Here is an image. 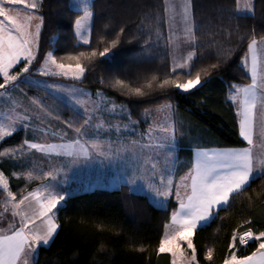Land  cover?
<instances>
[{
    "label": "trees",
    "instance_id": "trees-1",
    "mask_svg": "<svg viewBox=\"0 0 264 264\" xmlns=\"http://www.w3.org/2000/svg\"><path fill=\"white\" fill-rule=\"evenodd\" d=\"M39 3L43 23L29 73L37 75L31 71L50 51L57 61L70 64L77 62L70 57L96 51L97 56L91 59L80 57L88 69L82 79L48 77L74 82L92 95L100 92L112 98L139 123L145 110L171 104L201 143L245 145L238 132L235 108L227 96L232 85L249 81L242 58L252 36H264V0H252V12L247 14L237 13V0H190L196 35L193 50L197 53L190 71L194 76L196 71L207 69V74L201 71L204 82L189 92L159 87L166 78L179 82L188 78L184 70L171 69L164 0H91L88 44L76 39L72 25L80 11L72 9L69 0ZM118 34L119 41L111 48ZM105 47L111 48V53L100 57ZM23 65L21 62L11 72H19ZM118 80L122 84H116ZM21 87L61 123L74 128L83 125L85 117L58 97L27 84ZM136 87L147 95L132 93ZM23 137V131L16 130L0 141V150L19 146ZM174 207L172 200L166 207H157L144 194L130 192L125 184L72 194L59 207L57 232L48 245L37 249L34 264H172L170 253H159L158 247ZM249 229L254 235L264 231V174L255 176L244 191L233 194L227 206L218 208L211 220L198 228L193 236L196 264H223L232 252L238 257L253 253L259 242L239 243V236ZM233 233L237 240L230 248ZM209 248L213 250L211 260L206 258Z\"/></svg>",
    "mask_w": 264,
    "mask_h": 264
},
{
    "label": "snow or ice",
    "instance_id": "snow-or-ice-1",
    "mask_svg": "<svg viewBox=\"0 0 264 264\" xmlns=\"http://www.w3.org/2000/svg\"><path fill=\"white\" fill-rule=\"evenodd\" d=\"M83 7V16L75 20L76 34L81 35L80 29L82 21L92 17L93 12L89 9L87 0H81ZM6 5H23L28 11H21ZM41 4L39 0H0V77L3 78V83H0V90L8 92L10 89L18 87V81L23 74L29 73L30 65L36 59L33 53V45L37 44L40 34L43 17L35 15L39 11ZM251 4L247 11H251ZM167 11V8H165ZM187 18V7L185 6V19ZM39 21V23H34ZM34 29V30H33ZM123 29L120 30L123 33ZM119 41L117 38L111 41V48L116 47ZM185 42L195 45L196 35L193 27L188 26L185 29ZM84 44L90 43L88 39H84ZM258 43L264 45V36L257 41L255 35L252 36L247 44V53L243 61V67L247 68L251 75V83L247 86L233 85L234 93L230 96L232 102L237 106V115L239 119L240 136L250 147L239 149H220V150H198L196 152L195 163L190 168L189 172L180 178V183L174 184L173 180L164 175L160 176V185L154 187V195L157 198H167L175 187V195L179 201V208L174 210L171 215V224L165 225L163 238L159 241L158 252L170 253L173 257L172 264H182V258L185 256L183 243L187 244L188 249H192L191 261L189 264H196V250L193 245V236L198 228L207 223L213 216V209L224 207L229 204L233 194L240 193L245 190L252 179L257 174H264V156L257 157L253 151V128L257 118V109L261 116H264V59L258 53H264V47L258 48ZM111 48L105 47L99 52L100 57H107L111 53ZM197 53L195 50L188 52L183 62H178L172 68L173 72L177 69H184V75L188 78L184 82H179L173 79H164L159 85L161 89L166 86L174 87L183 92H189L201 86L204 82L201 77V71L207 74V69L196 71L193 76L190 71V62L194 60ZM97 56L96 51L90 54L80 52L79 56H72L70 59L77 61L75 65H65L57 63L56 57L50 51L44 58V65L49 63L54 65L59 71H49L47 67L42 70V75H56L71 77L74 80H80L84 77L88 70L80 63V57ZM250 56V67H249ZM24 62V66L19 72L10 74V70L16 65ZM218 65H212L216 68ZM153 79H156L153 77ZM25 83H30L27 79ZM116 84H122L121 81H116ZM151 87V84L148 85ZM131 92L137 96H145L147 93L141 88L136 87L131 89ZM3 95V92H0ZM33 103L40 106V101L33 100ZM73 103L82 105L83 111L87 112V107L84 102L79 99H74ZM171 107V105H165ZM148 111V110H146ZM25 116L17 115L15 119L9 117L7 124H0V141L13 135L17 130L16 125L22 124L26 120ZM89 123L87 117L84 118L83 127ZM72 125L69 124V127ZM81 127L75 128L76 133H81ZM164 132L168 133L169 128L165 127ZM261 136L264 138V120L261 121ZM28 141H25L27 144ZM80 145L79 152L73 150V145H38L31 144L30 147L39 149L40 151H55L57 148L63 150L64 154L73 158V164L81 161L95 160L99 157L105 158L109 163L119 166L123 164L129 170V174L125 180V184L129 187L130 192H135V185L138 179L137 173L143 168L144 172H151L153 178L156 176L157 163L152 162L150 169L144 168L141 163L139 154L132 158L127 153L111 156L108 153L100 150L98 143H93L91 148L95 150V154L89 151V148L80 143L79 140L73 142ZM135 143V142H133ZM175 145V133L169 137L166 136L160 144L156 145L159 149L172 148ZM7 154L0 153V155ZM160 153L157 152L156 156ZM154 157H149L148 161H152ZM31 177L32 173L28 174ZM51 176V174H48ZM0 188L7 192L8 200L5 201V211H8L7 205L16 200V196L9 191L8 181L3 172H0ZM45 191L47 196L41 197L43 193L32 192L28 196H23L18 203L12 204V216L20 217L19 226L13 222H9L7 229L0 228V264H29L27 257L36 253L41 245H48L57 232L59 225L56 223L54 210L58 208L61 202L65 199L63 195L55 194V189L51 185L47 186ZM183 191V195L181 192ZM34 200L38 208H33L31 212L28 209L21 208L25 205V201ZM0 219L3 215L0 214ZM40 220V225L36 224ZM10 233V234H9ZM233 244L230 248L235 247L237 240L236 233L232 236ZM259 242V246L251 255L238 257L235 252H232L230 257L225 259L223 264H264V231L254 235L249 229L239 236L241 245L247 244L249 241ZM142 250V249H141ZM213 250L208 249L207 259L211 260Z\"/></svg>",
    "mask_w": 264,
    "mask_h": 264
},
{
    "label": "rangeland",
    "instance_id": "rangeland-1",
    "mask_svg": "<svg viewBox=\"0 0 264 264\" xmlns=\"http://www.w3.org/2000/svg\"><path fill=\"white\" fill-rule=\"evenodd\" d=\"M90 1L91 0H87L88 6L90 5ZM250 4L253 6L252 0H237V13H250L252 10L247 11ZM69 5L72 9L80 11L77 18L83 16L84 5L81 3V0H69ZM164 6L167 8L165 15L170 64L172 69L176 63L183 62L188 52L193 50L194 45L185 42V29L188 26L193 27L191 3L190 0H164ZM185 6L187 7L186 19ZM75 20L72 27L77 41L83 43L84 39L89 40L91 18L82 21V27L80 29L81 35L79 36L76 34ZM34 23H39V21H35ZM36 47L37 44L33 45V53L35 56ZM46 55L47 54H45V56ZM44 58L41 63L31 71L37 73V75L31 73L23 74L17 82L18 87L12 88L8 92L0 90V92H3V95H0V124H7L9 122V117H12L13 119H15L17 115H26L27 117L26 120H24L23 125H16L17 130H22L24 133L21 144L17 147L0 150V153H5L7 150V154L0 155V172L4 173L8 181L9 191L16 196V200L18 195L27 192L25 189L28 188L30 184L36 182V185H34L39 186V189L44 194L43 197L47 196V192L45 191L46 187L51 185L52 188L55 189V194L63 195L65 197L58 208L54 210L55 214H57L59 207L65 203L68 196L95 187L112 188L114 184L113 182H110V178L108 181H105L104 177L100 178L98 175V177L95 176L94 178L84 175L82 179L75 175L74 169L82 172L86 170L93 171L91 167L97 159H95V161H81L80 163L73 164V158L65 155L60 148H57L55 151H40L39 149L30 147V145L38 144L46 147L48 145L72 144L73 150L79 152L80 145L73 143L74 141L79 140L80 143L87 146L89 151L93 152V154H95V150L91 148L93 143H98L100 145V150L105 152L106 150L104 149L106 148L103 147L104 142L102 143L101 137L98 136L120 137L124 128L126 129L129 125L127 122L128 120L130 123L131 121H137L129 117L128 111L123 106L115 103L112 98H109L100 92L92 95L88 89L79 86L74 82L48 77L56 75H42V70L45 67L52 72L59 71L50 63L48 66H45ZM57 63H63L65 65L70 64L59 61H57ZM71 65L74 66L75 64ZM31 66L32 65H30V68ZM11 71L12 69L10 70V74H14ZM60 77L72 79L71 77H64L62 75H60ZM25 79L30 81V83L22 82ZM23 84L41 88L51 95L58 97L81 113L84 117H87L89 123L81 127V133H76L74 127H69L68 125L61 123L56 118L52 117L41 105L38 106L34 104L33 100L35 99L22 89L21 85ZM74 99L82 100L87 107V112L83 111L84 106L74 104ZM165 105L171 104L164 103L162 111H156L155 113L152 112V114L154 113L157 116V121L154 120L152 123L153 128L150 129L146 127V131L142 132L143 135H149L150 143H152L150 147L154 146L155 141L158 140L157 138L159 134L161 135V138H165L166 136L170 137L173 134V130L175 133V143H185V141H183L184 139L188 140V143H195L196 141L201 140L199 137H193L190 134L191 129H189V125L187 126L182 118L175 114V109L172 105L170 108L165 107ZM172 112L173 115H170ZM138 123L139 122H137V124ZM165 127L169 128L168 133L164 132ZM132 131L133 129L131 128V132ZM155 132L158 134L156 135ZM25 141H28V143L25 144ZM181 165L177 164L176 169L179 170ZM117 172L119 173L115 175H117V178H120V171ZM29 173H32L31 177H29ZM49 173L51 176L48 175ZM117 181L118 180H115L116 183ZM19 182L25 184L22 186ZM143 184L145 185L146 183ZM134 187L136 191H140V194L145 191L144 188L139 186V184H136ZM8 199L7 192H5L3 188H0V214L3 215V219H0V228L4 229L8 228L9 222L16 224L19 221V216L15 218L12 216V204L15 203L16 200L9 203L7 205L8 211H5V201ZM182 247L185 249V256L182 258V264H189L191 261L192 249H188L186 243H183ZM36 255L37 251L27 257L29 264H31V260L32 264H34ZM172 260L173 257L171 256V263Z\"/></svg>",
    "mask_w": 264,
    "mask_h": 264
},
{
    "label": "crops",
    "instance_id": "crops-1",
    "mask_svg": "<svg viewBox=\"0 0 264 264\" xmlns=\"http://www.w3.org/2000/svg\"><path fill=\"white\" fill-rule=\"evenodd\" d=\"M6 7H13V8L19 9L21 11H28L27 9H24L23 5H6ZM34 14H38V13L35 12ZM259 40H260V38L257 39L258 42H259ZM262 47H264V45H260L258 43V48H262ZM246 53H247V51H246ZM258 55H260L261 58L264 59V53H258ZM244 58H245V55L242 58V65H243ZM171 63H172V58H171ZM250 63H251V61H250V56H249V67H250ZM245 70L249 76V81L246 83H243V84H234V85H239V86L243 87V86H247L248 84L251 83L250 72L248 71L247 68H245ZM233 93H234V88L230 87L227 98L235 108L237 123H238V132L240 135V128H239L240 117L237 115L238 108L230 99V96ZM166 104H168V103H166ZM163 105L164 104H161V105L153 107V108H149V109H147L148 111L145 110L142 114V117H141L142 118L141 123L137 124V122H132L131 120H130L131 121V123H130L128 120L127 122L130 126L128 125L126 127V129L124 128L123 133L121 134L120 137H114V136H98V137H101L102 143L104 142L103 147L106 148V149H104V150H106L105 152L111 156H116L117 154L127 153L132 158H135V155L139 154L141 156V163L143 164L144 168H148V169H150L152 162L157 163V169H156L157 174H156L155 178L152 177L150 171L144 172L143 168H142L141 171L137 173L138 176H142V179H138L137 184H139V186L144 188L145 191H143L144 193H142V194H144L148 198V200L153 205H155L157 207H166L170 200L175 202V207L171 210L170 215H169V219L165 223V225L166 224L170 225L172 212L179 208V201L177 200L176 195H175V191H176L175 187L172 188V191L170 192V195L167 198H164V197L157 198L154 195V187H158L160 185V176L161 175H164L165 180H167V178H169V175H170V178L173 180L174 184L180 183V178L185 176L189 172L192 165L195 163L196 152L198 150L239 149V148H245V147H250V146L247 144V141H244L243 138L240 136L242 138V140L245 142L244 146L218 147V146H214V145H207V144L201 143L200 141H196L195 143H188V140L184 139L183 141H185V143L179 144L178 142H176L174 147H172V148L159 149L156 147V145L160 144L161 141L164 139V138H161V135L159 134L158 138H157L158 140L155 141L154 146L150 147L152 145V143H150L151 141L149 140V135L148 136L146 134L143 135L142 132L146 131L145 130L146 127L150 128V129L153 128L152 123L154 122V120L157 121V116L154 113L156 111H162ZM152 112H154V113L152 114ZM174 112L176 115H178V112H176L175 110H174ZM170 115H173V112ZM262 120H264V116H261V113L259 110V105H258L257 118L254 122V128H253L254 145L251 146V147H253V151L257 157L264 156V138H262V136H261V121ZM183 127H184V125H183ZM131 128L133 129L132 132H131ZM157 134L158 133H156V135ZM133 142H135V143H133ZM157 152L160 153L159 156H156ZM149 157H154V159L152 161H148ZM97 160L96 161L94 160L95 163L91 167V169H93V171L92 170H86V171L82 172V171H76L74 169L75 175L79 176L81 179L84 175H87L88 177H91V178H94L95 176L98 175V176H100V178L104 177L105 181H108L110 178V182H113V184H114L112 188H115V187H118L120 185L125 184V180L129 174V170L126 169V167L123 164L116 166L114 164L109 163L103 157H99V158H97ZM95 164H96V166H95ZM177 164L178 165L182 164L180 166L179 170L176 169ZM117 171H120V176H121L120 178H117V175H115V174L119 173ZM258 175H260V174H257L256 176H258ZM115 180H118L117 183L115 182ZM143 183H146V184L144 185ZM149 185H152L154 187H150ZM32 192L42 193V191L39 189V186H35L32 189H30L29 191H27L26 193L22 194L20 196V198L16 200L15 203H18L19 200L23 196H28L29 193H32ZM135 192L140 193V191H136V190H135ZM181 194L183 195V191L181 192ZM43 198L44 197L42 196L41 199H43ZM21 208L28 209L29 212H31V210L33 208H38V205L36 204V202L34 200L30 199L28 201H25V205H22ZM217 209L218 208L213 209V213ZM54 219L56 221V214L54 216ZM19 221H20V217H19ZM19 221L16 223L17 226H19ZM40 223H41V221L38 219L36 221V224L40 225ZM203 224H206V223H203ZM165 225H164L163 235L165 232ZM163 235H162V238H163ZM251 254H249V255H251ZM31 264H32V260H31Z\"/></svg>",
    "mask_w": 264,
    "mask_h": 264
}]
</instances>
